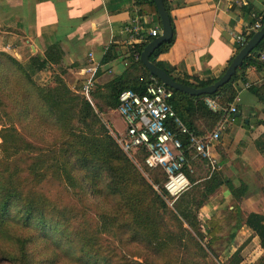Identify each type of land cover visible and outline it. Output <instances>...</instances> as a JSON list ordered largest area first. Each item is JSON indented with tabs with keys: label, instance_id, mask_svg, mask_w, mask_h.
Instances as JSON below:
<instances>
[{
	"label": "trees",
	"instance_id": "16d2710c",
	"mask_svg": "<svg viewBox=\"0 0 264 264\" xmlns=\"http://www.w3.org/2000/svg\"><path fill=\"white\" fill-rule=\"evenodd\" d=\"M162 3L169 19L171 36L153 50L148 60L162 68L176 82L195 88L213 83L218 77L188 82L184 78L173 77L167 69L156 63L157 55L167 51L174 36L169 6L165 0H162ZM134 6L139 15L153 13L157 16L152 0H134ZM252 33L253 31L245 30L242 35L243 44ZM152 38L154 37H147L141 43L134 44L131 53L138 56L142 47ZM263 43L264 38L244 57L230 79L214 93L190 96L171 89L172 97L169 103L187 129L196 136H202L196 129V120L207 117L211 124H215L219 114L209 111L203 99L215 98L221 106L230 103L235 96L232 83L240 79L242 70L250 65L257 69L262 67L257 60V52ZM243 44L236 46L234 54ZM45 58L39 67L47 64V61H59L60 52L49 46L45 50ZM109 59L107 52L101 62ZM135 64L142 69L139 76H114L102 89L91 93L93 100L99 106L114 109L120 91L128 89L142 94L151 75L138 58ZM54 81L53 87L43 91L15 58L0 52V94L11 100L16 124L20 126V123H23L35 129L44 128L47 124L50 129L55 130L54 145L57 152L54 162L62 167L65 183L82 194L94 196L99 214L107 221L110 219L114 239L121 247L114 250L122 264H197L195 256L197 257V236L200 235V230L197 229L196 218L194 214L189 213V208L192 210L193 207H200L206 195L221 185H225L231 194L238 198L242 194V186L233 189L226 178L220 179L217 175H212L204 180V192L201 194L203 199H200L198 204L192 193L188 195V192L184 191L172 202V209L168 208L162 198L168 196L162 188L165 180L162 169H148L150 182L159 185V192L156 193L107 134L88 102L72 93L59 76L55 77ZM250 90L264 103V96L257 89ZM2 96L0 98H3ZM25 120L28 122L24 123ZM181 139L183 146H186L185 138ZM12 143L16 146L14 141ZM4 144L1 143L0 148ZM185 154L188 159V153ZM143 156L144 153L140 151L136 154L142 166ZM183 171L189 182H193L187 167L184 166ZM33 173L32 176L35 177L36 174ZM22 184L23 180L18 176L10 177L0 169V262L115 264L107 252L108 249L99 246L96 235L88 234L83 228L87 225L83 221L74 220L76 214L72 208L51 203L46 197L41 198L30 190H25ZM132 190L135 192L133 196L130 195ZM107 211L110 212L106 213ZM117 214L121 218H117ZM242 224L252 230L264 253V215L248 213L244 216L235 201L231 202L230 210L225 215H211L205 219L203 237L206 238L208 253L214 256L216 251L222 250L214 248L223 242L221 232L228 228L225 239L227 242L231 241ZM186 227L195 236H192ZM189 243L195 247L194 252L189 248ZM183 248L188 251L191 262H184L178 256ZM169 253L171 257L166 260ZM126 256L141 258L142 261L127 262L124 258ZM239 262L235 259L233 264Z\"/></svg>",
	"mask_w": 264,
	"mask_h": 264
},
{
	"label": "crops",
	"instance_id": "0c3cea01",
	"mask_svg": "<svg viewBox=\"0 0 264 264\" xmlns=\"http://www.w3.org/2000/svg\"><path fill=\"white\" fill-rule=\"evenodd\" d=\"M165 1L174 36L167 51L157 55L155 61L173 77L188 82L221 75L238 45L235 37L243 35L254 20L252 15L262 11L263 3ZM133 15L145 28H156L159 33L157 16L139 15L134 0H0V52L15 58L30 75L45 80L62 73L61 77L71 75L80 81L81 69L92 62L98 66L95 88L102 89L114 76L130 78L142 73L121 31ZM49 46L60 52V59L39 67ZM107 52L110 59L101 62ZM240 75L232 83L235 122L220 135L214 155L220 160L223 155L224 173L232 188L242 186L235 202L243 215H264V103L250 90L255 88L264 96V69L250 65ZM240 229L247 235L249 231L254 234L243 224Z\"/></svg>",
	"mask_w": 264,
	"mask_h": 264
},
{
	"label": "rangeland",
	"instance_id": "374dc122",
	"mask_svg": "<svg viewBox=\"0 0 264 264\" xmlns=\"http://www.w3.org/2000/svg\"><path fill=\"white\" fill-rule=\"evenodd\" d=\"M65 72L66 71H64V73ZM60 75H55L50 80H45L43 77L38 78L34 75L30 76L43 91H48L53 87L55 85V77L59 76L64 85H66L72 93L84 99L78 92L80 81L71 75L67 76L64 74L63 77ZM48 81L53 83L49 84ZM97 89L100 90V87L95 88V83L93 82L91 93ZM1 96L0 94V97ZM91 102V104H88L93 108L99 121L105 127L107 134L117 145L115 138L123 128L121 120L118 118L114 109H106L104 106H99L92 97ZM12 105L10 99L4 97L0 98V144L5 143L4 146L0 148V169L5 175L10 177L18 176L22 179V185L25 190H30V192L41 198L42 196L46 197L51 203L67 205L68 208H72L73 213L76 214L74 220L83 221V223L87 225L83 228L88 234L96 235L99 246L108 249L107 252H109L111 260L115 264H122V260L114 250L121 247L114 239L110 219L108 222L103 215L99 214L97 201L94 196L88 193L82 194L78 189L72 188V186H68L65 183L66 179L62 167L54 162L57 152V149H55L56 145H54L56 140L55 130L50 129L47 124H45L46 127L44 128L38 127L36 129L27 127L23 123H20V126L17 125L13 115L14 111ZM26 122H28V120L24 121V123ZM195 126L202 135H206L213 129L214 124H211L209 118L203 117L195 121ZM10 128L15 130L11 131L9 130ZM12 141L16 143V146H13ZM219 143L220 138L213 142V155L215 154L214 148H216L215 150L217 151V147L220 145ZM126 158L132 163L139 174L151 184L153 190L158 193L159 185L150 182V172L147 167L139 163V158L136 156H126ZM220 159V157L214 155L213 160L215 164L213 163L212 167L208 160L200 159L198 156L197 158H192L190 155L188 156V164L191 171L188 170V168L187 171L188 174L192 176L193 182H189L188 180L189 185L184 191L188 192V195L192 193L194 198L197 199V204L200 202V199H203L201 194L204 192V180H207V178L212 175H217L220 179L226 178L223 155L222 160ZM33 172L36 174L35 177L32 176V174H34ZM128 190L129 189H126V191ZM229 192L230 191L224 185H221L215 188L210 194L206 195L200 207L197 206V209L193 207L192 210L189 208V213L194 214L197 221V229L200 230V235L197 236V257L195 256V258H197V264H233L235 259L240 261L238 264H263L264 253L259 252L261 248L258 244L257 237L254 234L252 235L250 231L248 233L250 235H247V233L245 234L244 229L240 228L236 230L233 239L228 242L225 239L228 234V228L221 232L220 235L222 236L223 242L216 245L214 248H222V250L214 251V256L209 254L206 250V238L203 237V223L205 219L211 215H225L230 210L231 202H237L239 200V198H236V195H231ZM134 193L135 192L132 190L130 195L133 196ZM230 196L233 197V199H230ZM162 198L166 206L172 209L171 204L177 197L174 200L170 196H162ZM75 211L80 213L79 217L78 213ZM108 212L110 211L106 213ZM116 217L121 218L118 214ZM186 229L190 231L192 236H195L188 227H186ZM189 248L193 252L195 251V247L192 246L191 243H189ZM183 249L184 250H181L178 256L181 257L184 262H191L188 251H185V248ZM170 257L169 253L168 256H166V260ZM124 258L127 262L142 261L141 258L137 257L126 256ZM0 264L8 263L0 262Z\"/></svg>",
	"mask_w": 264,
	"mask_h": 264
},
{
	"label": "built area",
	"instance_id": "2783aa9c",
	"mask_svg": "<svg viewBox=\"0 0 264 264\" xmlns=\"http://www.w3.org/2000/svg\"><path fill=\"white\" fill-rule=\"evenodd\" d=\"M252 16L254 20L246 31L254 32L262 26L264 0L262 11ZM121 31L126 35L130 48L147 37H155L158 34L156 28H145L136 15L122 25ZM235 41L243 44L244 40L239 35L235 37ZM133 58L137 60L138 56L133 53ZM257 60L264 69V43L257 52ZM91 63L81 69L82 78L78 90L90 104L91 88L98 67ZM244 86L247 87L248 84L245 83ZM171 97V89L150 76L142 94L128 89L120 91L114 111L123 124L121 132H117L115 138L119 149L128 157L136 156L139 151L143 152L144 166L148 169H162L165 174L162 188L174 200L189 185L183 171L184 166L190 170L185 153L192 158L198 156L208 160L213 167V142L235 122L236 106L233 100L226 106H221L215 98H204L206 108L219 116L209 133L196 136L176 116L169 103ZM181 137L185 138L186 146H183Z\"/></svg>",
	"mask_w": 264,
	"mask_h": 264
},
{
	"label": "water",
	"instance_id": "95a60500",
	"mask_svg": "<svg viewBox=\"0 0 264 264\" xmlns=\"http://www.w3.org/2000/svg\"><path fill=\"white\" fill-rule=\"evenodd\" d=\"M156 9V14L159 19V33L157 36L148 41L141 49L138 55L140 64L155 77L159 82L166 87L185 93L190 96H198L202 94L214 93L219 87L225 84L230 77L235 73L236 69L242 63L244 57L258 44L264 37V23L262 26L252 33V35L244 42L240 49L232 56L230 62L224 68L221 75L211 84L200 88H195L189 85L176 82L162 68L148 60L149 55L162 42L168 40L171 36V28L167 13L163 6L162 0H152Z\"/></svg>",
	"mask_w": 264,
	"mask_h": 264
}]
</instances>
